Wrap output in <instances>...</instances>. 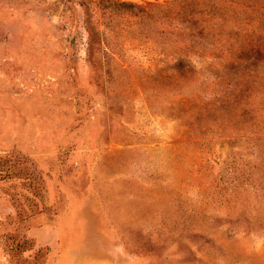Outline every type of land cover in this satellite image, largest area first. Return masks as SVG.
<instances>
[{
    "label": "rangeland",
    "instance_id": "1",
    "mask_svg": "<svg viewBox=\"0 0 264 264\" xmlns=\"http://www.w3.org/2000/svg\"><path fill=\"white\" fill-rule=\"evenodd\" d=\"M124 1L0 0V264H264V52Z\"/></svg>",
    "mask_w": 264,
    "mask_h": 264
},
{
    "label": "trees",
    "instance_id": "2",
    "mask_svg": "<svg viewBox=\"0 0 264 264\" xmlns=\"http://www.w3.org/2000/svg\"><path fill=\"white\" fill-rule=\"evenodd\" d=\"M92 1L98 8L130 13L135 17L149 18L155 10L124 0ZM157 8L167 14L179 13L196 20L205 31V37L213 40L202 48L201 54L205 56L221 53L219 57L240 61L242 57L239 54L249 53L250 56L244 60L258 63L260 59L257 54L264 52V0H170ZM227 45L233 47L229 49ZM253 70L256 73L243 78L253 85L248 95L252 102L247 104L263 117L258 121L264 125V66L259 64ZM257 98L260 106L253 103Z\"/></svg>",
    "mask_w": 264,
    "mask_h": 264
}]
</instances>
